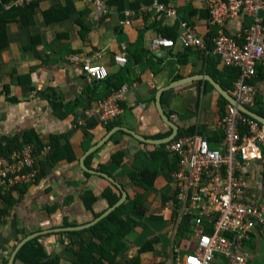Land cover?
Wrapping results in <instances>:
<instances>
[{
	"label": "crops",
	"instance_id": "1",
	"mask_svg": "<svg viewBox=\"0 0 264 264\" xmlns=\"http://www.w3.org/2000/svg\"><path fill=\"white\" fill-rule=\"evenodd\" d=\"M100 1L107 14L96 21L93 0H0V144L31 134L44 149L54 138L61 148L52 164L40 157L41 176L0 195V264H9L14 254L13 264H24L17 249L29 236L57 264H72L75 237L62 243V231L55 229L92 222L121 199V189L126 198L115 210L121 207L119 216L134 224L119 242L108 245V255L117 254L115 264H171L172 249L191 239L192 232L180 234L182 222L174 230L175 160L167 144L144 143L123 129L147 139L170 136L173 128L156 107L157 93L166 87L162 109L179 131L193 128L213 145L220 140L217 122L226 105L214 85L203 78L170 87L176 80L207 74L229 90L239 77V66L233 71L215 54L185 48L179 40V24L185 22L211 42L217 28L208 23L209 5L215 0ZM155 1L175 8L178 16L145 10ZM259 16L264 20V10ZM251 21L249 16L232 18L225 29L237 37ZM87 57L106 65L110 74L127 69L126 83L109 92L83 72L80 59ZM249 81L257 88L255 112L264 117V60ZM114 92H121L122 113L101 123L91 107ZM113 129L108 141L87 155ZM83 158L88 170L105 173L115 184L84 170ZM144 181L151 184L144 187ZM89 228L79 240L99 244ZM249 249L256 255L253 264H264V240L254 236Z\"/></svg>",
	"mask_w": 264,
	"mask_h": 264
},
{
	"label": "built area",
	"instance_id": "2",
	"mask_svg": "<svg viewBox=\"0 0 264 264\" xmlns=\"http://www.w3.org/2000/svg\"><path fill=\"white\" fill-rule=\"evenodd\" d=\"M93 1L97 21L107 14V8L103 1ZM145 10L169 18L178 16L175 8L157 1ZM262 10L264 0L212 1L208 23L217 30L211 42L189 24H179L183 47L213 53L223 63L240 67V75L228 92L250 110L257 104V88L249 80L264 60V20L259 16ZM245 16L252 21L241 35L227 32L225 26L230 19ZM71 58L79 59L73 55ZM80 61L83 72L93 80L100 81L109 73L106 65L93 63L88 57ZM119 101L121 92H114L99 101L91 113L107 123L122 113ZM217 127L223 135L215 145L198 131L177 135L166 145L176 164L172 173L174 199L170 202L174 230L185 218L192 230L185 245L172 249L171 264H253L256 255L247 242L254 236L264 240V126L228 103ZM33 149V144L24 145L9 159L0 158V195L37 178L35 163L47 157L50 148L43 149L38 157Z\"/></svg>",
	"mask_w": 264,
	"mask_h": 264
},
{
	"label": "trees",
	"instance_id": "3",
	"mask_svg": "<svg viewBox=\"0 0 264 264\" xmlns=\"http://www.w3.org/2000/svg\"><path fill=\"white\" fill-rule=\"evenodd\" d=\"M232 70H237L238 68L235 65L230 66ZM127 69L121 70L120 73L118 74H108L105 78L100 80L101 83L105 84L106 90L111 91H116L120 89L125 83H126V73ZM235 79V78H234ZM234 81V80H233ZM99 82V81H98ZM205 83H208V81H205ZM209 84V83H208ZM210 85V84H209ZM232 85V84H231ZM226 86L227 88L230 87ZM212 87V85H210ZM111 94V93H109ZM108 94V95H109ZM106 96V94H105ZM224 101V104L227 105L228 102L226 101L225 97L222 98ZM100 101V100H99ZM97 101V105L99 103ZM102 101V100H101ZM121 104V101H119V105ZM97 105H93L92 108H96ZM70 107H73V105H69ZM255 111V108L252 109ZM70 111L69 107L66 110L65 115ZM224 113V111H223ZM259 114V113H258ZM97 116V115H96ZM262 116V115H261ZM98 117V116H97ZM99 121V120H98ZM100 122V121H99ZM195 130L193 128L191 129H185V130H180L178 132V136H183V135H188L194 133ZM58 140L54 138L51 141L50 144V149L47 154V159L50 161V163H54L59 159V144ZM28 144H33V155L38 156L39 153L44 149V145L38 140V139H32L31 134L25 135L23 141H18L15 140L14 138L8 139L4 143L0 144V158L3 159H9L12 155V153L20 148H22L24 145ZM61 149V148H60ZM92 155H90L91 158ZM119 161V160H117ZM35 168L38 169V175L37 177L43 172L44 169V164L41 161H36L35 163ZM176 168V164H175ZM148 184V185H147ZM151 184L148 182L144 181L143 186L147 187ZM146 185V186H145ZM27 185H22L19 187H14L12 188L13 190H21L22 188H25ZM107 192H110L109 190ZM8 194V193H7ZM11 192L9 193V195ZM7 196V195H5ZM137 202H139V199H137ZM121 207L117 208L114 212H112L110 215H108L106 218H104L102 221L98 222L94 226L90 227L88 230L91 231V233L96 237L100 243H95L94 241H91L89 243H84L83 241L79 240L78 236L80 235L81 231H67V232H62L59 235L61 236V242L65 240V238H74L73 240L76 244H78V251L75 253V259L72 261V264H104L103 260L108 261L109 264H115L116 262V255L115 254L113 257L108 255V245L109 243L114 244L116 241L120 240V238H123L125 234L127 233L128 230L131 229L132 225L134 224V221L131 219H122L119 216V209ZM141 206L138 204L136 205V209H140ZM141 211V209L139 210ZM143 211V209H142ZM186 220V221H185ZM175 221V218H174ZM188 220L185 218L183 220L182 225L179 227L180 228V234H185L187 232H192L191 230V225L187 222ZM174 224V222H173ZM183 236V235H182ZM119 242V241H118ZM248 243V247L250 248V242ZM114 247V253H118L120 250L119 245L118 249H116V244L113 246ZM148 249V248H147ZM96 254L99 255V257L96 256ZM20 261H22L24 264H43V263H48V264H57V258H48V256L44 252V248L41 246L40 243L36 239H33L26 243L20 250L19 252V257Z\"/></svg>",
	"mask_w": 264,
	"mask_h": 264
},
{
	"label": "water",
	"instance_id": "4",
	"mask_svg": "<svg viewBox=\"0 0 264 264\" xmlns=\"http://www.w3.org/2000/svg\"><path fill=\"white\" fill-rule=\"evenodd\" d=\"M207 79L209 82H211L214 87L225 97V99L232 105H234L235 107H237L242 113H245L246 115H249L253 118H255L256 120H258L261 124L264 125V117L259 115L258 113H256L253 110H250L248 108H246L245 106L241 105L239 102L236 101V98H234L229 92L228 90H226L220 83H218L216 80H214L212 77H210L207 74H198V75H193L191 77L188 78H182L179 80L174 81L173 85L171 84L170 87L176 86V84H183L185 82H189L192 80H196V79ZM168 90V88L166 89H162L161 91H159L157 93L156 96V107L157 110L159 112V115L161 116L162 119H164L166 121V123L168 125H170L173 128V132L170 136L163 138V139H147L144 138L140 135H137L136 133H134L133 131H130L129 129L124 128L123 130L131 135H133L135 138L139 139L140 141L144 142V143H150V144H155V145H162V144H168L171 141L174 140V138L177 137L178 132H179V127L174 123V121H172L170 119V117L166 114L165 110L162 109V105H161V94L163 91ZM119 129V128H118ZM117 129H113L110 133H108L101 141H99L96 145H94L88 152L87 155L93 153L97 148H99L100 146H102L106 141H108V139L110 138V136L116 131ZM86 155V156H87ZM85 157V155H84ZM84 159H81L80 164L83 167L84 170L88 171V172H93V173H98L99 175L109 179L111 182H114V180L109 177L108 175H106L103 172H97V171H92V170H88V168L85 166L84 164ZM122 192V197L121 199L111 208H109L108 210H106L105 212H103L100 216H98L96 219H94L92 222L82 225V226H72V227H66V228H62V229H55L57 231H62V232H67V231H81L83 229H87L88 227L94 226L95 224H97L98 222L102 221L104 218H106L109 214H111L116 207H118L126 198V193L123 189H121ZM38 235V233L36 234ZM33 237L35 236H29L26 239H24L17 250H19L20 248H22L26 243H28L29 240H31ZM14 256L10 259L9 264H13V260H14Z\"/></svg>",
	"mask_w": 264,
	"mask_h": 264
},
{
	"label": "clouds",
	"instance_id": "5",
	"mask_svg": "<svg viewBox=\"0 0 264 264\" xmlns=\"http://www.w3.org/2000/svg\"><path fill=\"white\" fill-rule=\"evenodd\" d=\"M159 3V2H158ZM229 103V102H228ZM263 125V124H262ZM264 126V125H263Z\"/></svg>",
	"mask_w": 264,
	"mask_h": 264
},
{
	"label": "rangeland",
	"instance_id": "6",
	"mask_svg": "<svg viewBox=\"0 0 264 264\" xmlns=\"http://www.w3.org/2000/svg\"><path fill=\"white\" fill-rule=\"evenodd\" d=\"M7 194V193H6ZM6 194H4V195H6Z\"/></svg>",
	"mask_w": 264,
	"mask_h": 264
}]
</instances>
